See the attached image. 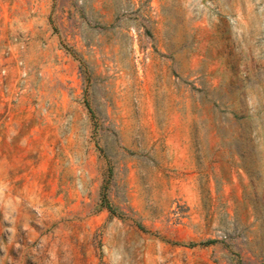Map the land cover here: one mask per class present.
Segmentation results:
<instances>
[{
    "label": "rangeland",
    "instance_id": "1",
    "mask_svg": "<svg viewBox=\"0 0 264 264\" xmlns=\"http://www.w3.org/2000/svg\"><path fill=\"white\" fill-rule=\"evenodd\" d=\"M0 264H264V0H0Z\"/></svg>",
    "mask_w": 264,
    "mask_h": 264
},
{
    "label": "built area",
    "instance_id": "2",
    "mask_svg": "<svg viewBox=\"0 0 264 264\" xmlns=\"http://www.w3.org/2000/svg\"><path fill=\"white\" fill-rule=\"evenodd\" d=\"M15 51H14V46L9 43L8 44V48L5 51V54L7 56L6 59H4V62H8V61H15V63L20 66L21 65V61L18 60L15 55H14ZM5 72V70H3V73Z\"/></svg>",
    "mask_w": 264,
    "mask_h": 264
}]
</instances>
